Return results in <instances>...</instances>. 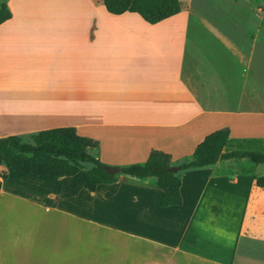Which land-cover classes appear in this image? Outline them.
Instances as JSON below:
<instances>
[{"label": "crops", "instance_id": "1", "mask_svg": "<svg viewBox=\"0 0 264 264\" xmlns=\"http://www.w3.org/2000/svg\"><path fill=\"white\" fill-rule=\"evenodd\" d=\"M102 1L0 0V139L73 127L122 168L264 138L252 40L183 7L149 24ZM230 162L178 171L182 204L162 207L154 178L119 174L62 198L56 179L8 172L0 156V264H264V188Z\"/></svg>", "mask_w": 264, "mask_h": 264}, {"label": "trees", "instance_id": "2", "mask_svg": "<svg viewBox=\"0 0 264 264\" xmlns=\"http://www.w3.org/2000/svg\"><path fill=\"white\" fill-rule=\"evenodd\" d=\"M102 5L110 15L131 13L149 24L167 20L181 12L179 0H103ZM5 13L0 10V24L5 21ZM257 143L256 140H249ZM230 141L225 139H205L200 142L190 162L178 165L180 171L203 168L218 161H247L254 166L264 165V149L227 150ZM94 141L77 134L73 127H62L40 131L32 136V143L23 142L18 136L0 139V156L8 172L33 174L40 178H54V193L62 198L76 196L82 189L94 192L98 185L116 181V174H108L106 165L101 163L85 148ZM84 164L91 167L86 170ZM167 162L156 161L122 167V175L138 179L154 178L163 192L162 207L182 204L181 179L177 172L169 171ZM240 174H250L255 186L264 188V176L242 170ZM2 179L7 173L0 174ZM45 204L52 205L46 199Z\"/></svg>", "mask_w": 264, "mask_h": 264}, {"label": "rangeland", "instance_id": "3", "mask_svg": "<svg viewBox=\"0 0 264 264\" xmlns=\"http://www.w3.org/2000/svg\"><path fill=\"white\" fill-rule=\"evenodd\" d=\"M181 7L191 15V20L206 21L227 33L239 43L252 40L261 56L257 61L264 63V0H179ZM249 140H233L227 150L235 149H264V138ZM32 143V137L22 140ZM236 171L247 170L253 174H264V165L254 166L247 161L230 162ZM88 170L91 165L84 164ZM121 174V173H119ZM116 174V175H119ZM244 243L240 253L243 252Z\"/></svg>", "mask_w": 264, "mask_h": 264}, {"label": "water", "instance_id": "4", "mask_svg": "<svg viewBox=\"0 0 264 264\" xmlns=\"http://www.w3.org/2000/svg\"><path fill=\"white\" fill-rule=\"evenodd\" d=\"M105 171L108 173V174H119L122 172V168L120 167H109V166H106L105 168ZM169 171H172V172H178L180 171L179 167L178 166H173L169 169Z\"/></svg>", "mask_w": 264, "mask_h": 264}, {"label": "bare ground", "instance_id": "5", "mask_svg": "<svg viewBox=\"0 0 264 264\" xmlns=\"http://www.w3.org/2000/svg\"><path fill=\"white\" fill-rule=\"evenodd\" d=\"M180 168V167H179Z\"/></svg>", "mask_w": 264, "mask_h": 264}]
</instances>
